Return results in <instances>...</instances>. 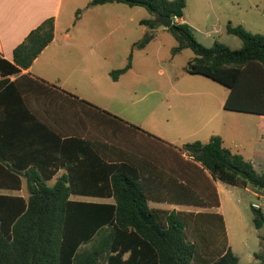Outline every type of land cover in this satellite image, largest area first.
Segmentation results:
<instances>
[{"label": "trees", "instance_id": "obj_1", "mask_svg": "<svg viewBox=\"0 0 264 264\" xmlns=\"http://www.w3.org/2000/svg\"><path fill=\"white\" fill-rule=\"evenodd\" d=\"M105 2L140 5L152 15H169L171 23L166 29L174 38L170 52L183 48L193 52L184 69L227 87L223 108L264 114L263 33L227 22L225 31L238 36L241 45L231 48L213 40L206 46L196 39L188 23L173 19L182 14L184 0L88 1ZM138 22L149 27L158 24L152 17ZM52 30V17H46L13 47L11 61L0 56V161L5 157L13 163L12 157L2 152L5 142L1 133L5 128L11 147L17 146L18 136L32 129L43 132L44 137L52 136L46 143L50 147L76 149L63 157L68 168L53 184L46 183L50 168L26 169L22 172L31 179L25 186L26 197L0 191V264H241L230 248L219 211L153 208L147 205V199L217 206L212 179L264 188V171L256 170L240 152L222 145L218 134H211L205 141H184L175 152L163 151L162 147L173 145L83 98L28 75L23 86L4 76L26 67L50 41ZM151 36V32H145L131 44L125 63L111 69V77L129 66L131 49L141 47ZM25 89L49 95L67 109L68 121L100 123L103 129L115 133L118 141H127L135 134L150 138L156 143L152 160L136 157L114 144L79 137L76 129H63L55 121L38 119L25 101ZM7 114L10 120L4 121ZM61 134L69 135L61 138ZM87 149L96 158L81 160ZM18 172L3 170L0 188L18 189ZM69 193L112 196L113 201L71 199ZM250 207L254 227L261 226L264 211ZM259 238L262 246L252 253L254 261L247 264H264V233Z\"/></svg>", "mask_w": 264, "mask_h": 264}, {"label": "crops", "instance_id": "obj_2", "mask_svg": "<svg viewBox=\"0 0 264 264\" xmlns=\"http://www.w3.org/2000/svg\"><path fill=\"white\" fill-rule=\"evenodd\" d=\"M88 1L89 0H0V56L9 61L12 59L13 47L24 38L31 28L36 26L46 17H52L53 20L52 38L50 41L41 48L26 67H21L19 71L14 73H6L4 76L9 80H17V84L23 86L22 82L27 79L25 75H28L38 80H42L43 82L53 84L58 89L68 91L79 98H83L94 105L103 108L102 5L110 4L111 2L90 4ZM230 1L231 7L234 4L232 7L233 9L229 8L232 9V11L224 15L223 20H226V23L229 22L231 24L235 23L242 25V20H239L240 16L243 17L241 11H247L248 8L247 6H241L244 3L242 4L239 0H234V2L232 0ZM195 2L198 4L199 8L198 14L190 15L189 13H186L184 10L186 4H184L182 14L173 19L177 22H186L191 26L195 25L194 23H198V19L204 20V18L208 16V13L203 11V6L206 5V2L212 6V1L195 0ZM250 3L254 2L248 0L247 4L250 5ZM78 8H80V10H77ZM213 15L215 18L221 17L216 12H214ZM153 16L154 15L147 11V16H141L140 18H153ZM140 18H138V20ZM108 22H112L114 27L123 26V20L121 19H109ZM143 25L145 26V30L152 33V36L153 30L166 29V27L159 23L153 27H149L146 24ZM149 39L141 47L135 48L144 47ZM134 41H132L131 44ZM110 70H106V75L109 76L112 81L122 78V76L128 72L137 73V70L133 67L131 61L129 66L115 78L111 77ZM167 84L169 88L172 87V82L169 81V79H167ZM191 85L197 87L193 88V91L198 97L193 99L189 106L193 107V112H195V115H198L197 119H195L193 113H188L186 111L182 112L181 110L173 108L171 109L170 107L173 104L170 103L169 97H166L165 101L167 102L168 108L165 112V122H168L169 126L175 131L179 133L182 131L185 133L184 135H187L188 133L194 134L196 132L203 133L204 138H202L203 140L201 141L207 140L211 134H218L221 137L222 145L238 152L239 150L236 146L238 145V142L235 133H240V125L237 123L238 120H236V115L231 113L233 110L230 111L222 107V102L228 92V88L225 87V89H223V96L222 98H219L218 95L213 93V87L211 86L198 83ZM179 91L185 92V89ZM23 96L26 103L35 112L38 119L47 120L51 123L55 121L57 122L58 127H62L63 129H68L69 127L71 130L76 129V134L79 137H89L104 141L110 145L114 144L119 148L127 150V152L134 153L136 157L146 158V160L150 161L152 160L156 143L144 135L134 133L135 135L131 136V134H129L127 137H131H129L127 141H123L122 139V141L120 139V141H118L115 138V135H113L115 133H110L108 130L103 129L100 123L89 121L86 122V124H76L74 121H68L66 119L68 117L67 109L58 105V103L49 95L25 89ZM3 118L4 121H8V118L10 120V114L5 115ZM121 118L127 120L123 117ZM127 121L131 122L129 120ZM253 121V134L250 138L249 152L245 157H248L254 166V153L260 149L259 147H262L264 154V114H255ZM28 124L39 126L32 122H29ZM228 132H230V135ZM1 134L3 139L2 143L5 142V147L3 146L2 152L3 154L5 153L8 155V157H12L11 159L13 163L5 160L6 158L4 157L3 160L0 161V175H3V170L5 169H15L20 171L18 172L20 187L18 189L0 188V191L19 194L23 197L27 196L25 186L28 181H31V179L30 177L27 179L22 171L26 169L33 171H39V169H41L42 171H46L50 168L52 173L50 177L46 179V183L53 184L56 178L65 173L68 168L67 162H65V158L63 157L74 154L76 149L73 147H61L60 149L53 148L52 146L50 147L46 143L47 139L52 136L44 137L43 132L32 129H29L23 135L18 136L16 143L17 146L14 147L10 146L9 132L6 128L2 130ZM65 135L69 134H61L60 137H65ZM156 136L163 139L166 143L173 145V148L166 146L162 147L163 151L175 152V150H178L180 144H174L158 135ZM85 152L86 153L83 154V156L80 154L82 156L79 157L81 160L85 158L89 159V156L96 158L93 156V153H91V149H87ZM182 156L184 158L187 157L185 152H182ZM146 165L148 167L149 163H146ZM81 167L84 168V165ZM147 167L146 169H148ZM82 178H84V176ZM216 180H218V178L212 179L218 196L217 206H204L191 203L171 202L167 200H153L150 198L147 199V205L149 207L163 208L167 210H216L222 214L224 219L223 211L220 209V198ZM1 183L2 182L0 181V184ZM68 198L105 202L113 201L112 196L90 195L84 193H69ZM151 202H165L166 204L155 205L151 204ZM224 224L226 230L225 219ZM126 254L127 252L123 255L125 256Z\"/></svg>", "mask_w": 264, "mask_h": 264}, {"label": "rangeland", "instance_id": "obj_3", "mask_svg": "<svg viewBox=\"0 0 264 264\" xmlns=\"http://www.w3.org/2000/svg\"><path fill=\"white\" fill-rule=\"evenodd\" d=\"M211 1L212 6L207 2L203 6V11H206L208 16L204 20L198 19L195 25H190L194 36L206 46L212 44L213 40H219L231 48L239 47L241 39L225 31L226 20H223V16L232 11L234 4L231 7L230 0ZM239 2L244 3L241 6L248 8L247 11H241L243 17L240 16L239 20H242V26L250 31L264 34V0H250L254 2L250 5L247 4L248 0H239ZM185 4L186 13L198 14L199 8L195 0H186ZM103 5L102 107L174 144L194 139L203 140L204 134L201 132L184 135L185 133L175 131L168 122H165V112L168 108L165 98L169 97L170 103L173 104L171 109L193 113L197 119L198 115H195L193 107L189 106L191 101L198 97L193 91V88L197 87L191 84L211 86L213 93L219 98H222L225 86L201 74L186 72L184 65L193 52L189 48H183L172 54L170 46L174 44V38L166 29L153 30V36L144 47L131 49L130 61L137 70L136 74L128 72L122 78L112 81L106 75V70L122 66L126 61L131 42L148 32L144 29L145 26L138 22V18L147 16L148 10L143 6H130L123 2ZM214 12L221 17L215 18ZM109 19H121L123 26L114 27L112 22H108ZM167 79L172 82L171 88L167 84ZM184 89L185 92L179 91ZM231 113L236 115L237 123L240 125V133H235L238 152L247 156L255 114L238 111ZM228 134L230 135V132ZM259 148L254 153L253 164L256 170L264 171V154L262 147ZM216 185L231 249L238 256L241 264L250 263L254 261L252 253L260 250L262 246L259 234L264 233V223L259 227H254L252 223L250 202L264 204V188H254L250 185L242 187L219 179L216 180ZM151 204L166 203L151 202Z\"/></svg>", "mask_w": 264, "mask_h": 264}, {"label": "water", "instance_id": "obj_4", "mask_svg": "<svg viewBox=\"0 0 264 264\" xmlns=\"http://www.w3.org/2000/svg\"><path fill=\"white\" fill-rule=\"evenodd\" d=\"M153 20L164 27H167L171 23V17L167 14H156L153 16Z\"/></svg>", "mask_w": 264, "mask_h": 264}, {"label": "built area", "instance_id": "obj_5", "mask_svg": "<svg viewBox=\"0 0 264 264\" xmlns=\"http://www.w3.org/2000/svg\"><path fill=\"white\" fill-rule=\"evenodd\" d=\"M250 205L258 207L259 209L264 211V204L262 202L251 201Z\"/></svg>", "mask_w": 264, "mask_h": 264}]
</instances>
